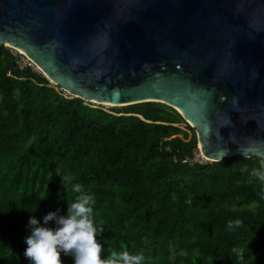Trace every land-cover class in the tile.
<instances>
[{
    "label": "trees",
    "instance_id": "1",
    "mask_svg": "<svg viewBox=\"0 0 264 264\" xmlns=\"http://www.w3.org/2000/svg\"><path fill=\"white\" fill-rule=\"evenodd\" d=\"M21 58L0 45V264H30V217L57 227L43 217L67 214L76 183L94 196L102 258L111 249L143 253V264H264V183L250 176L259 158L197 162L194 129L171 107L67 96Z\"/></svg>",
    "mask_w": 264,
    "mask_h": 264
},
{
    "label": "water",
    "instance_id": "2",
    "mask_svg": "<svg viewBox=\"0 0 264 264\" xmlns=\"http://www.w3.org/2000/svg\"><path fill=\"white\" fill-rule=\"evenodd\" d=\"M0 45L67 96L171 107L208 162L264 163V0H0Z\"/></svg>",
    "mask_w": 264,
    "mask_h": 264
},
{
    "label": "clouds",
    "instance_id": "3",
    "mask_svg": "<svg viewBox=\"0 0 264 264\" xmlns=\"http://www.w3.org/2000/svg\"><path fill=\"white\" fill-rule=\"evenodd\" d=\"M225 99L221 97V101ZM235 102L234 99L233 103ZM56 175L61 176L63 186L71 183V177L61 175L58 169ZM250 176L264 183V163L260 168L252 169ZM71 191L77 195L73 202L68 203L66 215H58V209L57 212H49L43 217V225L54 221L57 227L42 226L40 221L30 217L28 225L31 232L24 240L27 245L24 256L30 264H62L61 253L65 256L70 255L74 264H143L145 260L143 253L132 255L128 251L117 253L109 249V255L102 258L104 248L98 242L97 236L103 232V229L98 228L94 223V196L79 183L72 184ZM241 223L240 220L230 221L228 228L229 230L238 228ZM233 253L237 254L235 248ZM243 256L244 253L239 252L238 260H242Z\"/></svg>",
    "mask_w": 264,
    "mask_h": 264
},
{
    "label": "rangeland",
    "instance_id": "4",
    "mask_svg": "<svg viewBox=\"0 0 264 264\" xmlns=\"http://www.w3.org/2000/svg\"><path fill=\"white\" fill-rule=\"evenodd\" d=\"M12 50L14 52H16L17 54L22 56V58L20 59V65H24L27 62L30 63L31 65H33L32 62L28 58H26L24 55H22L19 51L15 50V49H12ZM33 69H34V71L40 72L39 69L37 67H35L34 65H33ZM194 160L197 161V162H206V160L200 156V154H199L197 149H196V153L194 155Z\"/></svg>",
    "mask_w": 264,
    "mask_h": 264
}]
</instances>
